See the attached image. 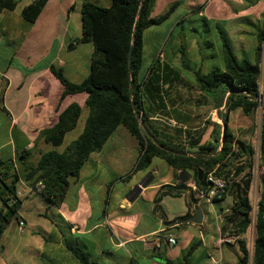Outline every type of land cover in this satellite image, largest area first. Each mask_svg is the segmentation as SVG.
Listing matches in <instances>:
<instances>
[{"label":"crops","instance_id":"crops-1","mask_svg":"<svg viewBox=\"0 0 264 264\" xmlns=\"http://www.w3.org/2000/svg\"><path fill=\"white\" fill-rule=\"evenodd\" d=\"M33 1L18 0L14 9L0 8V43L3 37L8 36L10 45L3 58L0 44V97H3L6 107L0 113V156L11 160L14 169L20 173L25 172V163L36 166L42 154L49 150L65 151L83 132L90 112L88 93L69 94L62 98L64 85L50 68L52 65L62 68L65 76L75 83L82 82L90 74L94 45L91 42H75L83 34L81 5L84 0H48L37 20L30 22L22 16L21 10ZM90 1L97 4L103 1L104 4L99 5L108 7L113 0ZM175 2L179 4L168 19L179 10L186 15L197 13L201 17L199 19L204 20L208 13L216 17H209L214 20L210 28H215L223 14V18L229 19V25H224L229 36H233L231 40L236 51L240 54H253L256 29L264 16V0H221L222 4L233 5L229 12H223V7H210L214 0H157L152 16H155L159 5H165L166 12ZM72 5L74 7L70 9ZM195 29V26L190 27V30ZM188 39L192 49L186 45L181 46L185 47V53L191 50L196 58L200 54L202 42L194 35ZM78 49L87 52L85 61L82 57L69 61L65 53ZM158 55L156 52L152 56L143 72L147 71ZM168 63L182 72L179 80L164 85L166 107L158 110L150 101H147L146 106L157 109L150 119L161 131L175 137L174 141L188 143V132L194 135L202 128L199 125L193 126V117L198 112L196 106H183V101L189 98V81L198 87L201 98L209 99L196 83L195 76L187 75L182 62L179 66L173 62ZM201 63L203 59L199 61ZM74 102L81 106L76 127L65 134L59 145L46 141L41 132L53 127L60 113ZM212 107V120L215 123L210 126L215 128L216 124H221L215 120V113L221 114L222 107ZM235 111L244 114L241 109ZM176 115L185 117V120H177ZM121 126L124 125L118 126L101 150L90 155L79 175L69 178L70 183L60 205L52 204L40 194L34 193L29 180L22 178L19 181V217L9 223L3 234L0 264H47L46 260L54 261L57 257L61 260L65 254L70 256L65 264H69V261L80 264L73 259L66 242L83 245L96 264H238L241 255L239 242H219L221 235L235 231V222H226L232 213L234 193L233 196L228 193L223 200L210 203L197 189L193 171L185 172L170 166L172 173L169 176L163 174L159 167H163L164 163L159 160H166L159 156H155L147 169L137 171L131 179L118 177V174L108 170L120 165L128 156L125 144L120 143L122 137L126 136L124 131L123 135L118 133ZM246 126L248 130L249 125ZM132 136L135 141L130 142L131 149L136 150L137 154L131 157L136 163L140 144ZM122 141L127 142L126 139ZM107 147L109 150L105 152ZM25 151L29 155L23 159ZM242 163L249 165L247 161ZM248 170L249 167L238 180ZM259 173L264 175V163L257 176L253 174L250 192L253 204H256L260 194ZM111 183L113 185L104 213ZM192 195L199 198L197 203L192 202ZM157 197H160L158 202ZM196 206H200L203 211L201 223L187 220L195 213ZM94 207H97L96 212L99 209L101 211L95 219ZM19 219L25 222L23 232L18 229ZM252 231L245 234V239ZM96 232L104 234L109 244H114L116 252L111 247L104 250L97 236H92ZM170 236L175 239V243L168 241ZM193 246L195 248L189 253Z\"/></svg>","mask_w":264,"mask_h":264},{"label":"trees","instance_id":"trees-1","mask_svg":"<svg viewBox=\"0 0 264 264\" xmlns=\"http://www.w3.org/2000/svg\"><path fill=\"white\" fill-rule=\"evenodd\" d=\"M48 0H34L21 10L22 16L35 22ZM157 0H113L108 7L90 0L81 5L82 37L76 43L91 42L94 45L91 72L80 83L70 81L62 68H50L64 85L62 98L69 94L87 92L90 109L81 135L65 151L49 150L42 154L36 166L25 163V172L14 169L11 160L0 156V253L3 250V234L14 219L19 217L21 200L18 198V183L29 180L33 189L43 183L40 194L52 204L60 205L69 186V178L78 176L90 155L103 148L109 137L120 125L128 128L140 144V154L135 166L122 179H131L139 170L147 169L155 156H159L176 170L194 172L197 189L205 194L208 190L206 175L215 170L229 181L227 194L233 196L232 213L227 224L235 222V231L246 234L254 229L253 247L246 239L239 241L241 255L238 264H264V175L259 173L260 194L256 204L251 202L255 149L237 138L228 126L231 112L241 109L251 115L261 109L260 165L264 163V16L257 26L256 46L253 54L236 51L224 23L215 25L221 44L223 66L203 72V63L193 65L181 59L187 72H192L201 91L213 101L216 108L224 107L227 114L226 131L216 124L211 133L213 141L201 143L204 133L188 132V143L174 141L175 137L161 131L150 119L155 110L164 109V85L180 79L182 70L162 62L158 55L146 72L144 68V34L151 26L165 22L178 2L160 16H152ZM18 0H0V8L14 9ZM74 5L70 7L72 9ZM207 21V20H206ZM209 27V24H205ZM210 28V27H209ZM74 42L72 46H74ZM132 49V60L129 55ZM185 54V47L180 50ZM207 65V64H206ZM150 101L157 109H149ZM151 108V107H150ZM3 97H0V113L5 111ZM221 111V118H222ZM81 115L79 103H72L59 115L58 122L46 128L41 135L46 141L59 145L65 134L74 129ZM177 120L185 117L176 115ZM179 131V129H178ZM176 139H180L176 137ZM189 148H196L191 150ZM249 149V150H248ZM29 152L22 154L23 159ZM247 161L249 165L242 162ZM249 170L238 180L240 175ZM200 171L202 176L200 178ZM113 183L109 185L106 205L109 202ZM226 194V195H227ZM225 195V196H226ZM214 200L221 201L225 198ZM16 199V202H12ZM160 197H157L158 202ZM199 198L192 195V202ZM233 232V231H232ZM67 249L80 264H96L79 245L65 243ZM195 248L193 246L189 253ZM134 264V262H131ZM172 264V263H168Z\"/></svg>","mask_w":264,"mask_h":264},{"label":"rangeland","instance_id":"rangeland-1","mask_svg":"<svg viewBox=\"0 0 264 264\" xmlns=\"http://www.w3.org/2000/svg\"><path fill=\"white\" fill-rule=\"evenodd\" d=\"M99 4H104L103 1H98ZM212 8L215 7H223V12H229L230 8H233V5L231 4H222L221 0H214V2L211 4ZM165 5H159L156 8L155 16H160L165 12ZM185 8V5L183 6ZM206 20L199 19L201 18L199 14L192 13L187 14L184 12H181L180 10L174 13V15L163 22L160 25L151 26L150 28L145 30L144 34V53H145V64H148V62L152 59V56L158 52L160 54V58L163 61L167 62H173L175 65L179 66L181 65V59L183 57V54H181L180 50L181 45H186L187 48L192 49V43L189 41V37L191 38L192 35L196 36V39L202 42L201 44V50L199 56L195 58V54L191 53L188 49L187 53H185L184 59H186L189 63L196 65L199 64V61L201 59L204 60L203 65V72L207 73L210 70L214 68H218L223 66V58H222V51H221V44L220 40L218 38V33L215 28H209L213 25V19H216L214 15H208ZM223 14H221V17L218 19L219 22L226 23V26L229 25V19L223 18ZM213 18V19H209ZM185 19L181 23H177L182 19ZM205 24H209V27ZM195 26V30H190V27ZM229 31V30H228ZM233 33V28H232ZM187 35V36H185ZM231 39L233 40V36H231ZM1 44V54L3 55V58L5 57L7 53V49L9 48V40L8 36L3 37ZM91 45V44H90ZM89 47V46H88ZM196 46L193 47L195 49ZM180 52V53H179ZM87 52L81 49H78L73 52H66L65 56L69 59V61H75L76 59H79L82 57V59L85 61L87 58L86 55ZM198 54V52H197ZM165 55V56H163ZM200 59V60H199ZM207 64V65H206ZM188 76H192V72L187 73ZM188 91H189V98L185 99L183 101V106L187 104L190 108H193L196 106V110L198 111L195 113L193 117V121L195 122L193 126L199 125L202 128L199 131L204 132L205 138L203 137L201 143L212 141V138H210V133L212 131V123H215L214 120H212V113L213 112V101L212 100H204V98L200 96L198 87L189 81L188 83ZM201 100V102H200ZM199 104V105H197ZM224 107H222L221 111H224ZM261 109H257L253 115L246 116L242 114L241 112H231L228 117V126L230 130L239 138L244 139V141L250 143L252 147L255 149V161H254V168H253V174L257 176L259 169H261L262 165H260L261 159H260V131H261ZM221 114L215 113V120L219 121L222 125V118L220 117ZM204 124V126H202ZM211 125V126H210ZM249 125V129H247V126ZM126 135L125 137H122L123 139H126L125 141H120L121 144H125L126 152L128 153L127 158L124 159V161L117 165L114 169H110L108 171L113 172L115 174H118V177L125 176L127 173L131 172L132 168L134 167L135 159L133 160L131 156L136 155V150L132 151L130 142H134L135 138L127 131V129L124 126H121L118 130V133H121L123 135ZM215 143V142H214ZM251 148V147H248ZM109 149H105L104 151L107 152ZM249 150V149H248ZM164 163L163 167H159L161 172L163 174H166L169 176L172 173V169L169 164H167L164 160H159ZM194 177V173H193ZM256 197H257V191H256ZM97 207H94V213L93 218L95 219L97 216L100 215L101 211L100 209L96 212ZM251 230V229H250ZM251 235L246 238L250 248L253 247V241H254V229H252ZM92 236H97V241L101 243L104 250L112 249L115 250L114 244H109L107 238L104 234L101 232H96L92 234ZM80 247L83 248L85 252H88L83 245H80ZM92 251V249H90ZM116 252V250H115ZM58 256V254H57ZM72 256V255H71ZM70 256L68 254L62 255L61 260L57 257L54 261H48L46 260L45 263L47 264H65L66 260ZM75 262H79V260L73 255L72 256ZM117 257V256H116ZM91 259V258H90ZM115 259V258H114ZM45 260V259H44ZM69 264L70 261L68 262ZM80 263V262H79ZM252 264V263H251Z\"/></svg>","mask_w":264,"mask_h":264},{"label":"built area","instance_id":"built-area-1","mask_svg":"<svg viewBox=\"0 0 264 264\" xmlns=\"http://www.w3.org/2000/svg\"><path fill=\"white\" fill-rule=\"evenodd\" d=\"M170 122L173 123L171 120ZM175 125V124H174ZM206 182L208 184V190L205 194L200 193L208 202H214V200L222 199L228 192L227 187L229 181L223 175H218L215 170L209 171L206 175ZM43 183L38 182L35 189L32 188L34 193L41 192L43 188ZM18 198H20V192L17 193ZM16 199H13L12 202H16ZM25 222L22 219L18 221V229L20 232L24 231ZM241 239H245V234L237 233L236 231L228 233L226 235H221L219 238L220 243H238ZM170 243H175L173 237H168Z\"/></svg>","mask_w":264,"mask_h":264},{"label":"water","instance_id":"water-1","mask_svg":"<svg viewBox=\"0 0 264 264\" xmlns=\"http://www.w3.org/2000/svg\"><path fill=\"white\" fill-rule=\"evenodd\" d=\"M130 61L132 60V49L130 50V55H129ZM226 119H227V114L226 110L224 109L222 113V125H223V134L226 131L227 125H226ZM200 178L202 176V171H200ZM195 213L187 218L188 221H192L194 223H201L203 220V211L200 206L195 207ZM1 254V253H0Z\"/></svg>","mask_w":264,"mask_h":264}]
</instances>
